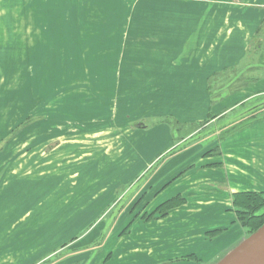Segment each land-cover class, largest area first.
<instances>
[{
    "label": "rangeland",
    "instance_id": "374dc122",
    "mask_svg": "<svg viewBox=\"0 0 264 264\" xmlns=\"http://www.w3.org/2000/svg\"><path fill=\"white\" fill-rule=\"evenodd\" d=\"M157 1L141 3L170 11V0ZM126 2L139 4L35 0L34 48H28L33 62L28 64L22 63L26 18L15 17L20 32L9 42L18 45L12 53L19 58L15 65L0 64V129L19 118L0 144L4 164L9 162L4 172H13L4 178L12 192L0 185V193L20 202L0 210V234L18 235L14 264H139L141 255L130 252L137 247L132 241L143 227L152 229L193 201L196 187L171 197L167 190L186 181L197 158L218 154L210 169L225 171L229 180L254 177L258 190L230 196L227 213L238 230L233 243L218 245L224 248L215 256L189 254L174 263L217 264L264 225V92L221 116L210 112L209 99L197 95L200 86L192 89L201 81L186 80L181 59L179 71L171 73L176 61L170 42L161 39L171 35L170 18L152 10L123 11ZM9 19L2 22L13 25ZM218 23L225 25L224 17L211 25ZM252 46L240 69L222 73L214 89H234L262 76L264 50L252 54ZM111 59L118 64L113 76ZM140 122L148 127L135 125ZM26 211L28 219L20 221ZM225 232L218 227L204 236L212 241Z\"/></svg>",
    "mask_w": 264,
    "mask_h": 264
},
{
    "label": "crops",
    "instance_id": "0c3cea01",
    "mask_svg": "<svg viewBox=\"0 0 264 264\" xmlns=\"http://www.w3.org/2000/svg\"><path fill=\"white\" fill-rule=\"evenodd\" d=\"M138 1L139 4H133L132 6L126 2V6L123 5L122 10L128 12L133 10L145 14L152 10L154 11L152 14L165 13V17L170 18L171 35L166 32V34H161V39L170 42V56L176 61V64H171L175 66L172 68L171 73L179 71L178 65L179 59H181L182 67L185 65L187 67V70L182 71V73L186 72V80L201 81L198 84H193L192 89L199 90L201 88L197 95L209 99L210 112L221 116L236 108L243 100L264 92L263 69L262 76L256 77L253 75V79L250 80L249 78L244 81L245 84L230 89L233 91L224 90L223 87L214 89L215 81L218 78L220 79L222 73L234 68L240 69L242 61L249 53L250 44H253L252 54L256 55L264 50V0H170L169 3L172 7L169 12L160 10L159 5H150L151 8L147 9V5L141 3L142 0ZM20 2L23 4L22 8L18 7ZM35 15V0H0V64L10 66L15 65L18 61L19 57L17 56V58L12 53L18 48V45H16L17 48H15L16 46L12 47L9 41L17 38L18 32H20L18 26L15 25V17L18 18L19 16H22V19L26 18V25L21 32L25 31L26 34L24 39L26 46L24 44L22 46L26 47L27 56L24 57L22 63L33 62L32 58L29 59L28 48H34ZM234 16H237L234 25L230 24L229 28L225 29L228 22H231V17ZM7 17L13 20V25L2 22V19ZM173 17L176 18L175 22ZM222 17L226 21L225 25L221 26L219 23L211 25L213 20L219 22ZM207 18H209V21ZM150 39H154V36H151ZM200 44L202 45L200 46ZM4 49H8V53H2ZM258 63L255 62L252 65L256 67L259 66ZM117 66L118 64L115 65V62L111 59L109 69L112 76L115 75L114 71ZM248 67L244 69V73L248 72ZM123 68L127 67L123 66ZM183 78L185 79V76ZM238 81H242V79ZM211 98L218 99L212 102ZM18 124L19 118H15L4 130L0 129V144ZM158 143L155 140V145ZM4 151L0 150V185L7 187V190L12 192L9 189L12 187L11 184L4 179L7 173H13L10 168H7L4 172V168L9 163L4 164ZM223 152L222 160L225 161L227 158L226 150L224 149ZM218 159H220V154L215 158L202 157L201 162L197 158L195 168L190 170L186 177V181H189V183L186 184L187 182L181 179L182 181L180 180L181 182L176 184L173 189L167 190L171 192L168 194L171 197L185 194L184 188L186 187L187 189L192 187L191 185L196 187L193 189V201H189L187 206L184 205L182 208L177 209L166 218V221L158 222L152 229L143 227V233L138 235L134 242L131 240L132 244L137 247L130 250V252L141 255L139 264H190L185 260H181L179 263H174V261L176 262L178 257L189 254H195L200 258L215 256L220 249L224 248L217 247L218 245L235 241H233L232 236L238 230L232 224L233 217H229L227 213L228 208L232 206L230 196L242 190H258V183L254 177L245 181L236 177L229 180L225 171L217 168L210 169L211 162L216 160L218 162ZM227 185H230V187L227 188ZM18 204L20 202L11 199L8 194L0 193V210L12 209ZM2 215L8 217L5 213H2ZM28 215V211H26L20 216V221L28 219ZM218 227L223 228L226 232L212 241L207 240L204 234L208 229ZM148 235H150V238L147 240ZM13 238L18 240L17 233L14 232V236L12 234H0V264H14ZM184 240L189 243H184ZM181 241L183 242L180 243ZM15 247L18 248V245H15ZM138 248L140 249L137 250Z\"/></svg>",
    "mask_w": 264,
    "mask_h": 264
},
{
    "label": "water",
    "instance_id": "95a60500",
    "mask_svg": "<svg viewBox=\"0 0 264 264\" xmlns=\"http://www.w3.org/2000/svg\"><path fill=\"white\" fill-rule=\"evenodd\" d=\"M137 127H145L142 122ZM217 264H264V225Z\"/></svg>",
    "mask_w": 264,
    "mask_h": 264
},
{
    "label": "trees",
    "instance_id": "16d2710c",
    "mask_svg": "<svg viewBox=\"0 0 264 264\" xmlns=\"http://www.w3.org/2000/svg\"><path fill=\"white\" fill-rule=\"evenodd\" d=\"M264 194V193H263ZM258 196V195H257ZM259 200H260V195L258 196ZM241 202H239L238 200L235 201V206H237L238 204H240ZM251 207H254L253 204L250 205Z\"/></svg>",
    "mask_w": 264,
    "mask_h": 264
},
{
    "label": "bare ground",
    "instance_id": "6f19581e",
    "mask_svg": "<svg viewBox=\"0 0 264 264\" xmlns=\"http://www.w3.org/2000/svg\"><path fill=\"white\" fill-rule=\"evenodd\" d=\"M247 239H248V238H247ZM247 239H245L244 241H246ZM244 241H243V242H244ZM243 242H242V243H243ZM242 243H241V244H242ZM241 244H239L236 248H238ZM236 248H235V249H236ZM235 249H234V250H235ZM232 251H233V250H232ZM232 251H231V252H232ZM231 252H230V253H231Z\"/></svg>",
    "mask_w": 264,
    "mask_h": 264
}]
</instances>
